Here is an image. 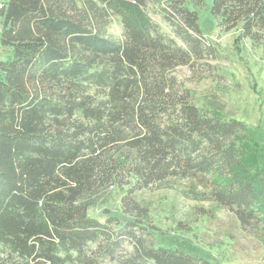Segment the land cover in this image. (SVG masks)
Returning a JSON list of instances; mask_svg holds the SVG:
<instances>
[{
	"label": "trees",
	"instance_id": "1",
	"mask_svg": "<svg viewBox=\"0 0 264 264\" xmlns=\"http://www.w3.org/2000/svg\"><path fill=\"white\" fill-rule=\"evenodd\" d=\"M211 2L222 31L264 44V0ZM206 6L3 3L12 55L0 61V264H209L153 243L136 195L173 178L198 181L208 201L264 234V167L245 162V124L198 106L175 75L217 58L199 25ZM111 188L121 217L89 216Z\"/></svg>",
	"mask_w": 264,
	"mask_h": 264
},
{
	"label": "rangeland",
	"instance_id": "2",
	"mask_svg": "<svg viewBox=\"0 0 264 264\" xmlns=\"http://www.w3.org/2000/svg\"><path fill=\"white\" fill-rule=\"evenodd\" d=\"M206 1L207 6L198 11L199 25L217 47V58L195 69L179 68L175 75L193 93L198 106L245 124V162L251 169L263 168L264 44L242 41L237 31H222L210 11L211 0ZM2 29L0 16V61H7L12 52L1 45ZM121 30L116 22L111 33L120 36ZM208 195L207 187L198 181L174 178L139 192L136 198L149 208L150 221L156 228L153 243L182 248L209 264H264L261 225L242 228L228 209L208 201ZM120 198L118 189H108L89 209V216L100 221L109 216L121 217Z\"/></svg>",
	"mask_w": 264,
	"mask_h": 264
},
{
	"label": "built area",
	"instance_id": "3",
	"mask_svg": "<svg viewBox=\"0 0 264 264\" xmlns=\"http://www.w3.org/2000/svg\"><path fill=\"white\" fill-rule=\"evenodd\" d=\"M2 7H3V3H0V11H1Z\"/></svg>",
	"mask_w": 264,
	"mask_h": 264
}]
</instances>
